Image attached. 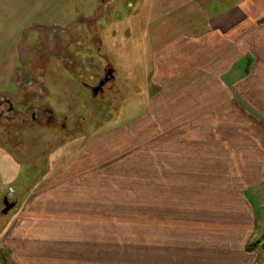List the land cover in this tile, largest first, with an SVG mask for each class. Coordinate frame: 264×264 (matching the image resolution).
Instances as JSON below:
<instances>
[{
	"label": "rangeland",
	"instance_id": "374dc122",
	"mask_svg": "<svg viewBox=\"0 0 264 264\" xmlns=\"http://www.w3.org/2000/svg\"><path fill=\"white\" fill-rule=\"evenodd\" d=\"M132 2L134 0H0V90L4 78L18 67L21 48L36 38L38 28L42 34V27H52L49 28L52 31L58 27L61 30L78 28L85 33L84 43H89V38L86 37V34L89 36V17H96L95 25L105 30L104 48L110 47L113 64L120 71L116 79L117 86L125 88V98L121 90V96L118 97H115L116 91L104 93V114L103 119L101 115L98 128H93L95 116L89 110L91 114L87 111L82 114L85 119L83 123L79 118L82 123L80 132L75 131L73 122H70L74 118L69 117L67 130L23 129L17 135L19 142L11 138L5 142L6 145L0 147V260L2 257L5 260L8 258L9 251L4 245H8L9 234L20 236L18 229H23L21 236H28V229L36 230L34 225L21 226L29 218L43 217L48 221L47 227H44L47 229L40 226L39 231L44 234L42 237L51 233L50 229L57 233H66L70 229L71 226L63 224L53 225V218L60 219L59 222L54 220L55 223L67 222L69 218H97L100 221L98 225L74 228L82 229L81 232L118 234L120 241L116 243L114 239L113 243L115 247L119 243L121 249L147 248V236L153 235V240L157 236L159 240V235L161 237L163 234L165 241L158 242L159 244L175 243L179 246L185 237L184 243L191 245L198 237L199 241L195 243L210 251H214L216 246L214 233L237 218L240 224L249 223L245 239L238 244V251L241 252L243 246L249 253L251 263L253 259V264H264V177L239 178L236 171H240L239 167L241 164L245 166L244 163L237 161L228 166L229 162L218 163L215 160L210 162L209 170L219 177L191 179L193 173H202V170L208 168L207 162L211 159L205 161L207 158L204 157L209 156L201 152L198 154L204 157L190 155L185 150L183 159L200 157V160L203 159L202 166L192 170V167L186 166L185 161L182 162L184 169L176 172L173 168L176 163L172 161L176 158L173 150L180 148L181 142H178L175 134L184 132L185 136L191 137L193 134L201 136L206 131L149 130V127L141 130L146 126L138 120L146 116L148 101L143 95L141 84L144 78L142 74L147 67L137 55H128L129 51L123 47L124 43L135 41L134 29L132 30L134 7L130 5ZM172 3L175 0H165L164 5L169 9ZM159 11L161 9L157 12ZM164 13L166 14L164 10L160 12ZM141 26L145 27L140 23ZM59 29L57 33L61 31ZM74 29L73 34L71 33L73 38L81 40L82 36L77 30L74 32ZM117 30L120 34L117 32L114 36ZM141 32L144 29L139 31ZM142 35L141 33L140 36ZM36 47H31L30 51ZM126 55L129 56V61ZM39 60L37 54L29 56L27 69L36 68L35 71L41 77L44 76L41 82L50 91L52 106L61 115L64 114L61 111H67L68 115L73 110L83 112V108L74 109L70 104L74 102L80 105L82 101L86 103L84 98L76 95L78 87L75 79L65 73L59 62L55 61L49 66L37 63ZM132 73L138 74L141 79L137 87H133ZM133 121L140 123L142 127L134 129L136 123H132ZM147 124L151 126V123ZM131 125L133 126L130 127ZM184 147L193 148L187 145ZM204 148L206 151V147ZM84 158L87 160L85 163ZM95 173L97 177L93 181L86 180V174ZM223 174L226 175L225 178L221 177ZM173 175L178 178L182 176L183 179H175ZM177 180L181 185L178 189L174 187ZM240 182H245L244 196L248 204L245 205L242 200L237 203L235 198L233 205L224 204L231 202L230 199L222 202L223 195H217L216 192L224 188L227 193H234L233 196L242 199L241 194L236 195L241 189ZM206 185L215 192L203 199L207 206L197 208L192 205L197 200V193L192 192L193 187ZM87 186H92L93 190L99 189L98 205L102 208L97 206V209L90 210L81 207L79 210H71L70 206L84 205L81 199L89 196ZM5 196H8L9 201L15 200L16 205L2 214ZM227 198L230 197L227 195ZM240 224H233L232 227L239 228L242 226ZM17 239L19 241L16 240L13 245L22 241L28 244L21 237ZM170 239L173 240L169 241ZM135 253L134 259L140 262L144 260L142 252Z\"/></svg>",
	"mask_w": 264,
	"mask_h": 264
},
{
	"label": "crops",
	"instance_id": "0c3cea01",
	"mask_svg": "<svg viewBox=\"0 0 264 264\" xmlns=\"http://www.w3.org/2000/svg\"><path fill=\"white\" fill-rule=\"evenodd\" d=\"M164 2L134 0V3H130L134 7L135 20L131 23L135 41L124 43L123 47L129 51L128 55H137L147 67L142 74L144 78L141 84L148 101L146 116L138 120L146 126L143 128L133 121L136 123L134 129L140 126L141 130L149 127V130L206 131L201 136L193 134L191 137L185 136L184 132L175 134L178 142H181V147L173 150L176 158L172 161L176 163L173 167L176 172L184 169L182 162L185 161L192 170L202 166L203 159L200 160V157L183 159L185 150L190 155L214 156L204 157L207 158L205 161L211 159L207 162L209 167L202 173H193L191 179L219 177L209 170L210 162L215 160L218 163L229 162L228 166L237 161L244 163L245 166L241 164L240 171H236L239 178L264 177V0H175L169 9ZM159 9L166 11V14L157 12ZM140 23L145 25L146 30L144 26L140 27ZM142 29L144 32L140 36ZM119 72L117 69V75ZM131 75L133 87H137L141 79L138 74ZM116 79L115 97L120 95V90L124 96L125 88L118 87ZM147 123H151V126ZM85 177L93 181L97 175L86 174ZM174 177L183 179L182 176ZM221 177L225 178L226 175ZM240 185L241 189L236 195L241 194L242 199L233 196L234 193H227L224 188L216 194L223 195L222 202L230 199L231 202L224 204L233 205L235 198L237 203L242 200L246 205L245 182H240ZM174 187H181L178 180ZM87 188L89 196L81 199L84 205L70 206L71 210L102 208L98 205L99 189L93 190L92 186ZM193 190L197 193V200L192 205L197 208H204L206 202L203 199L215 192L208 185L193 187ZM54 220L59 222L60 219L53 218V225L71 226L68 232L57 233L50 229L51 233L42 237L44 234L39 231L40 226L47 229L44 227L48 223L43 217L29 218L21 223V226L34 225L36 230L28 229V236H21L23 229H18L20 236L9 234L8 245H4L9 255L6 260L2 257L0 264L251 263L249 253L243 246L241 252L238 251V244L245 239L249 223L240 224L237 218L214 233V251L205 250L195 243L199 241L198 237L191 245L184 243L185 237L179 246L175 243L163 245V234L162 238L159 235V240L157 236L154 240L153 235L147 236V248L121 249L119 243L116 247L113 243L114 239L116 243L120 241L118 234L81 232L82 229L74 228L98 225L100 221L97 218H69L64 223H55ZM233 224L242 226L232 227ZM18 237L28 244L22 241L13 245V242L19 241ZM135 252H142L144 260L140 262L134 259Z\"/></svg>",
	"mask_w": 264,
	"mask_h": 264
},
{
	"label": "flooded vegetation",
	"instance_id": "af4514ba",
	"mask_svg": "<svg viewBox=\"0 0 264 264\" xmlns=\"http://www.w3.org/2000/svg\"><path fill=\"white\" fill-rule=\"evenodd\" d=\"M89 19H91L88 23L89 36L86 34L89 43H84L85 33L78 28L61 30L58 27L61 33H57V28L52 31L49 30L52 27H42L43 34L38 28L36 38L21 48L19 61H17L18 67L12 70L11 75L4 78V84L0 90V147L6 145L11 138L17 139V135L21 134L23 129L67 130L69 123L73 122L75 131L80 132L81 124L85 120L82 114L86 111L90 113L89 110L95 116L93 128L100 126L101 115L103 119L104 114L102 112L103 104H105L104 93L115 91L118 67L113 64L110 47L104 48L105 30L95 25L96 17H89ZM73 29L82 36L81 40L73 38ZM117 32L120 31L114 32V36ZM124 32L126 33L127 30ZM85 45L88 46L84 47ZM34 46L37 47L31 52L30 48ZM32 53L39 55L40 60L37 63L42 62L50 66L55 61L59 62L65 73L72 76L73 80L75 79L78 87L76 95L84 98L86 103L82 101L80 105L74 102L70 104L74 109L83 108V112L73 110L70 115L67 111H61L64 113L62 115L58 113L60 111L51 104L50 91L42 85L44 76L41 77L35 71L36 68L27 69L26 63L29 61V56L33 55ZM69 117L74 119L70 120ZM17 140L19 142V139ZM2 204L3 209L7 205H13L12 208H14L16 201H9L8 196H5Z\"/></svg>",
	"mask_w": 264,
	"mask_h": 264
},
{
	"label": "water",
	"instance_id": "95a60500",
	"mask_svg": "<svg viewBox=\"0 0 264 264\" xmlns=\"http://www.w3.org/2000/svg\"><path fill=\"white\" fill-rule=\"evenodd\" d=\"M13 207V205H10V206H6L2 211H1V213L2 214H6L11 208Z\"/></svg>",
	"mask_w": 264,
	"mask_h": 264
}]
</instances>
